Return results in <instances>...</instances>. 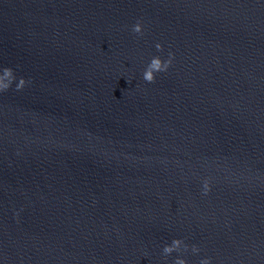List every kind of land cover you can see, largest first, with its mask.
<instances>
[{
  "label": "water",
  "instance_id": "95a60500",
  "mask_svg": "<svg viewBox=\"0 0 264 264\" xmlns=\"http://www.w3.org/2000/svg\"><path fill=\"white\" fill-rule=\"evenodd\" d=\"M4 67L0 264H264V0H0Z\"/></svg>",
  "mask_w": 264,
  "mask_h": 264
},
{
  "label": "clouds",
  "instance_id": "9594fccd",
  "mask_svg": "<svg viewBox=\"0 0 264 264\" xmlns=\"http://www.w3.org/2000/svg\"><path fill=\"white\" fill-rule=\"evenodd\" d=\"M132 31L138 34H143V25L141 22H137L132 26ZM156 48L158 50L162 49V45L157 43ZM173 53H169V57L167 60H162L160 56H154L148 66L146 67L143 73V79L147 82H153L156 78L157 72L167 71L169 65L172 63ZM17 78L15 76L14 70L11 67H4L0 70V91H6L9 87H11L13 81H16ZM28 81L24 77H20L18 82L16 83V89H22ZM204 193L207 194L210 191V183L208 179L204 180L203 184ZM189 248L182 239H173L170 244H166L163 248V254L165 256L172 254L173 252H185ZM191 251L193 253H198L200 249L192 245ZM211 258L205 257L199 261V264H210ZM174 264H187V260L183 256H177L174 260Z\"/></svg>",
  "mask_w": 264,
  "mask_h": 264
}]
</instances>
